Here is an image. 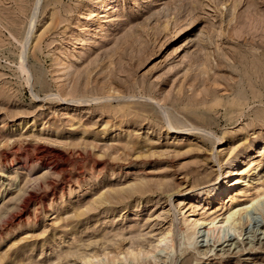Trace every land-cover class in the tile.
<instances>
[{
	"label": "rangeland",
	"instance_id": "1",
	"mask_svg": "<svg viewBox=\"0 0 264 264\" xmlns=\"http://www.w3.org/2000/svg\"><path fill=\"white\" fill-rule=\"evenodd\" d=\"M94 1L0 0V264H264V0Z\"/></svg>",
	"mask_w": 264,
	"mask_h": 264
},
{
	"label": "bare ground",
	"instance_id": "2",
	"mask_svg": "<svg viewBox=\"0 0 264 264\" xmlns=\"http://www.w3.org/2000/svg\"><path fill=\"white\" fill-rule=\"evenodd\" d=\"M109 2V0H95L93 2V5L98 8L99 10L104 8L107 3ZM112 2V1H110ZM92 5V4H91ZM112 7V6H111ZM108 8V7H106ZM113 8V7H112ZM97 9V10H98ZM111 9V8H110ZM105 10V9H104ZM110 11V10H109ZM76 31H78V28L76 29ZM254 35V34H253ZM169 128L172 130L173 127L172 125L169 126ZM236 158V157H235ZM233 168V167H232ZM226 173V172H225ZM234 173V171H229L227 172V174L224 176V178L222 176H220L219 180L217 183L211 185V188L209 189L208 195L212 198V199H218L222 196H224V194L228 191L229 185L227 184V181H230L229 179L231 178L230 175H232ZM234 175V174H233ZM233 177V176H232ZM223 180H226V182L223 183ZM222 184V185H221ZM264 191V190H263ZM262 191V197L264 198V192ZM199 198H202V196H200ZM189 205H191V202L189 203ZM251 206V205H250ZM235 209V208H234ZM242 210H234L232 211L222 222L221 225L218 226V224L215 223H210L209 225L211 226V229H207V231H204V233H211V234H216V233H226L227 231H235L237 228L236 227V216H239ZM192 227L195 228V226H198L200 224L199 220H195L194 222H192ZM191 227V228H192ZM218 235V234H217ZM204 237V236H201ZM161 240V239H160ZM162 241V240H161ZM162 244V242H161ZM89 261V260H87ZM92 261V260H91ZM96 263V262H95ZM92 264V263H91Z\"/></svg>",
	"mask_w": 264,
	"mask_h": 264
}]
</instances>
